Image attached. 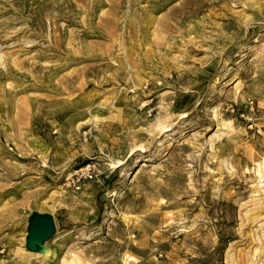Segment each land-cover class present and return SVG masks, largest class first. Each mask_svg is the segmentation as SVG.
I'll return each mask as SVG.
<instances>
[{
    "label": "rangeland",
    "instance_id": "obj_1",
    "mask_svg": "<svg viewBox=\"0 0 264 264\" xmlns=\"http://www.w3.org/2000/svg\"><path fill=\"white\" fill-rule=\"evenodd\" d=\"M0 264H264V0H0Z\"/></svg>",
    "mask_w": 264,
    "mask_h": 264
},
{
    "label": "water",
    "instance_id": "obj_2",
    "mask_svg": "<svg viewBox=\"0 0 264 264\" xmlns=\"http://www.w3.org/2000/svg\"><path fill=\"white\" fill-rule=\"evenodd\" d=\"M57 232L56 222L52 215L34 212L28 219L26 249L33 254L47 255L46 244Z\"/></svg>",
    "mask_w": 264,
    "mask_h": 264
},
{
    "label": "trees",
    "instance_id": "obj_3",
    "mask_svg": "<svg viewBox=\"0 0 264 264\" xmlns=\"http://www.w3.org/2000/svg\"><path fill=\"white\" fill-rule=\"evenodd\" d=\"M236 240L235 234H219V242L218 246L215 250V252L212 254V256H218L223 258L224 253L226 252L228 246L230 243Z\"/></svg>",
    "mask_w": 264,
    "mask_h": 264
},
{
    "label": "built area",
    "instance_id": "obj_4",
    "mask_svg": "<svg viewBox=\"0 0 264 264\" xmlns=\"http://www.w3.org/2000/svg\"><path fill=\"white\" fill-rule=\"evenodd\" d=\"M95 170L92 165H88L86 168H83L78 172V174L75 176L74 184L79 185L84 180H92L94 179Z\"/></svg>",
    "mask_w": 264,
    "mask_h": 264
}]
</instances>
